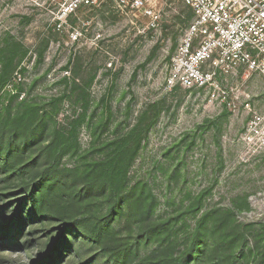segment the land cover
<instances>
[{
    "label": "rangeland",
    "instance_id": "rangeland-1",
    "mask_svg": "<svg viewBox=\"0 0 264 264\" xmlns=\"http://www.w3.org/2000/svg\"><path fill=\"white\" fill-rule=\"evenodd\" d=\"M74 1L0 0V49L14 42L24 51L0 91V107L25 99L51 111L52 100H58L53 121L59 128L85 113L76 127L80 151L92 140L110 141L135 131L137 155L128 180L147 183L157 199L154 216L175 217L197 196L202 211L231 210L234 230L246 237L235 249L246 256L237 264H252L264 252V147L243 140L249 119L244 105L261 111L264 77L239 73L223 83L239 90L233 114L210 101L207 91L167 83L168 65L192 14L181 0H153L155 19L130 9L131 0H89L76 7ZM73 161L69 154L61 164ZM15 192L0 189V208H12L0 218V227L14 219L21 202ZM185 222L180 240L191 233L193 215ZM54 227L46 220L27 222L17 242L0 246V264L40 263L58 237ZM17 233L16 227L12 239ZM250 247L255 251L249 256ZM89 255L92 261L86 256L70 264H104Z\"/></svg>",
    "mask_w": 264,
    "mask_h": 264
},
{
    "label": "trees",
    "instance_id": "trees-1",
    "mask_svg": "<svg viewBox=\"0 0 264 264\" xmlns=\"http://www.w3.org/2000/svg\"><path fill=\"white\" fill-rule=\"evenodd\" d=\"M23 56L14 42L0 49V91ZM57 102L52 100L51 111L25 99L14 107H0V189L15 188L21 195L14 219L0 227V238L6 241L1 247L17 242L27 222L46 220L58 237L38 264H70L86 256L92 261L89 252L104 264H237L240 256L246 257L243 250L235 254L246 237L234 230L231 210L202 211V198L197 196L175 217L154 216L157 199L147 183L128 180L137 155L135 131L110 141L92 140L80 151L76 127L85 113L59 128L53 121ZM69 154L73 163L61 164ZM243 206H248L246 199ZM7 208L8 204L0 208V218L12 210ZM189 213L194 227L180 240L178 231ZM254 251L255 247L247 249L249 256ZM252 264H264V252Z\"/></svg>",
    "mask_w": 264,
    "mask_h": 264
},
{
    "label": "built area",
    "instance_id": "built-area-1",
    "mask_svg": "<svg viewBox=\"0 0 264 264\" xmlns=\"http://www.w3.org/2000/svg\"><path fill=\"white\" fill-rule=\"evenodd\" d=\"M89 0H75L88 2ZM124 4V0H120ZM153 0H131L130 9L156 18ZM192 19L168 65L169 86L185 91H207L235 114L237 87H223L242 73L264 77V0H181ZM230 96L232 98H230ZM243 140L264 147V103L261 111L249 108Z\"/></svg>",
    "mask_w": 264,
    "mask_h": 264
}]
</instances>
